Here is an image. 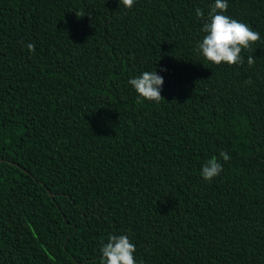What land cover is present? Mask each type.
<instances>
[{"label": "trees", "instance_id": "obj_1", "mask_svg": "<svg viewBox=\"0 0 264 264\" xmlns=\"http://www.w3.org/2000/svg\"><path fill=\"white\" fill-rule=\"evenodd\" d=\"M213 3L0 0V264H100L110 235L136 264H264V0H227L260 34L232 66L194 51ZM154 70L159 103L128 83Z\"/></svg>", "mask_w": 264, "mask_h": 264}, {"label": "clouds", "instance_id": "obj_2", "mask_svg": "<svg viewBox=\"0 0 264 264\" xmlns=\"http://www.w3.org/2000/svg\"><path fill=\"white\" fill-rule=\"evenodd\" d=\"M118 2L125 8H132L135 0H118ZM227 8V0H214L207 19H205L203 10L199 8L195 10L197 18L204 21L202 31L205 35L197 43L194 51H197L204 60L212 64L240 65L243 64V57L240 55L242 49H249L253 43L259 41L260 34L253 31L247 24L225 15ZM27 48L30 52L35 51L33 43H28ZM247 63L250 67L254 65V58L249 56ZM128 83L144 100L157 103L164 100L161 96L164 80L156 70L145 71L138 77L129 79ZM220 157L225 162L230 159V156L224 151L220 152ZM222 171L223 165L214 156L202 165L201 176L204 180L211 181ZM135 251L136 246L127 235H110L108 242L103 243L100 248L102 254L100 264H136Z\"/></svg>", "mask_w": 264, "mask_h": 264}]
</instances>
